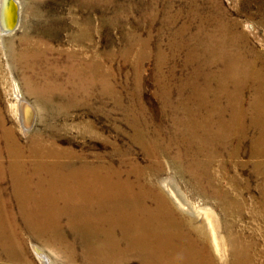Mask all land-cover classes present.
<instances>
[{
	"label": "rangeland",
	"instance_id": "1",
	"mask_svg": "<svg viewBox=\"0 0 264 264\" xmlns=\"http://www.w3.org/2000/svg\"><path fill=\"white\" fill-rule=\"evenodd\" d=\"M15 3L17 26L6 35L0 31V117L19 143L25 145L38 130L42 141L63 154L111 165L133 182L139 172L172 175L170 161L181 173L174 179L187 200L209 208L212 223L218 220L214 228L224 239V254L218 257L211 249L216 264H233L232 241L246 244L253 264H264V148L261 157L251 156L257 130L250 117H264L251 108L256 84L248 80L243 86L240 107L247 120L240 156L220 157L228 174L221 184L232 186V195L244 204L236 212H221V200L207 185L201 184L205 195L200 194L182 172L194 165L196 145L181 124L189 117H220L218 110L221 117L236 116L225 95L215 96L222 66L209 65L198 46L225 30L233 49L264 71V0ZM225 84L233 90L230 81ZM28 112L32 122L24 132L18 117ZM256 160L262 161L260 174L254 170ZM159 164L158 172L154 167ZM66 236L73 246L78 243L68 229ZM23 238L30 264H71L58 246L43 245L27 234ZM28 241L44 251L46 260L38 259ZM74 259L72 264H82L81 258ZM122 264L139 262L128 258Z\"/></svg>",
	"mask_w": 264,
	"mask_h": 264
},
{
	"label": "bare ground",
	"instance_id": "2",
	"mask_svg": "<svg viewBox=\"0 0 264 264\" xmlns=\"http://www.w3.org/2000/svg\"><path fill=\"white\" fill-rule=\"evenodd\" d=\"M10 14L8 0H0V31ZM226 32L207 37L198 50L208 55L209 65L222 66L215 96L225 95L235 107L236 116L221 117L218 110L220 117L183 120V128L196 145V155L194 165L182 172L200 194H204L201 184L207 185L210 194L221 200V212L233 213L241 208V199L232 195V186L221 184L227 173L220 157L224 153L231 159L240 156L247 120L240 106L248 80L256 84L251 108L264 116V71L255 69L253 62L233 49ZM227 81L233 84L232 91L227 89ZM13 90L21 104V96L16 88ZM28 115L18 117L24 132L32 122ZM250 125L257 130L251 156L259 158L264 148V117H250ZM39 135L37 130L22 145L0 117V261L4 264H30L24 234L43 245L58 246L71 264L76 257L81 258L82 264H122L128 258L139 264H216L211 249L218 257L224 254V239L214 228L218 220L212 223L213 212L209 208L197 207L187 200L174 179L181 173L172 162H166L172 175L156 178L154 174L139 172L133 182L111 165L78 162L75 154H63L65 151L42 141ZM255 162L254 170L260 174L262 161ZM154 168L159 172L161 165ZM67 229L78 237L75 246L68 241ZM232 242L233 264H253L246 244ZM30 244L38 259L46 260L44 251L33 242ZM73 248L80 252L76 254Z\"/></svg>",
	"mask_w": 264,
	"mask_h": 264
},
{
	"label": "water",
	"instance_id": "3",
	"mask_svg": "<svg viewBox=\"0 0 264 264\" xmlns=\"http://www.w3.org/2000/svg\"><path fill=\"white\" fill-rule=\"evenodd\" d=\"M10 7H11V14L8 17L7 21H5L4 27H3V32L5 33H10L14 27L16 26V21H17V14H16V8L17 4L13 0H8ZM2 30V28L0 27ZM28 117H31V112L28 113Z\"/></svg>",
	"mask_w": 264,
	"mask_h": 264
}]
</instances>
